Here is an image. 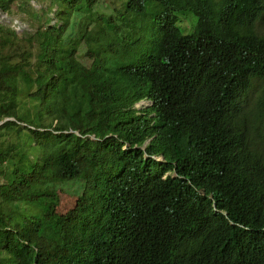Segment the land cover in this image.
<instances>
[{
    "label": "trees",
    "instance_id": "trees-1",
    "mask_svg": "<svg viewBox=\"0 0 264 264\" xmlns=\"http://www.w3.org/2000/svg\"><path fill=\"white\" fill-rule=\"evenodd\" d=\"M28 1L0 0L39 25L0 21V264H264V0Z\"/></svg>",
    "mask_w": 264,
    "mask_h": 264
},
{
    "label": "rangeland",
    "instance_id": "rangeland-1",
    "mask_svg": "<svg viewBox=\"0 0 264 264\" xmlns=\"http://www.w3.org/2000/svg\"><path fill=\"white\" fill-rule=\"evenodd\" d=\"M28 2L33 3L36 7H40V5H37L36 1L34 0ZM0 21L5 25H9L15 28L20 35L24 32L34 31L39 27L38 23L26 11L24 4H21L20 6L13 5L11 11L9 12L3 13L1 11ZM194 21H196L195 15H182V24L183 26H186L187 32L192 30ZM260 92V88L254 87L250 96V106L256 102ZM142 104L149 105L150 102L144 100L137 103L136 106L141 107ZM35 106V101L27 93V90H25V92L20 97V116H22V118L26 120L30 119L34 115L33 112ZM7 135L11 134L9 133ZM18 139L19 138L15 136L13 142H16ZM61 188L62 189L60 190L58 212L61 214H69L71 216H76L78 214L82 202V197H84V195L81 194V191L79 190V187L77 184H75V182L62 184Z\"/></svg>",
    "mask_w": 264,
    "mask_h": 264
},
{
    "label": "water",
    "instance_id": "water-1",
    "mask_svg": "<svg viewBox=\"0 0 264 264\" xmlns=\"http://www.w3.org/2000/svg\"><path fill=\"white\" fill-rule=\"evenodd\" d=\"M0 14H1V9H0ZM3 122H4V121H1V122H0V125H1Z\"/></svg>",
    "mask_w": 264,
    "mask_h": 264
}]
</instances>
